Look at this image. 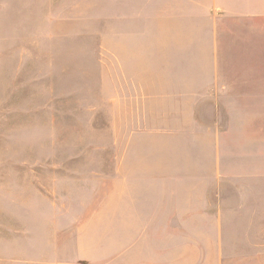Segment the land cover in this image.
Segmentation results:
<instances>
[{
  "label": "rangeland",
  "instance_id": "rangeland-1",
  "mask_svg": "<svg viewBox=\"0 0 264 264\" xmlns=\"http://www.w3.org/2000/svg\"><path fill=\"white\" fill-rule=\"evenodd\" d=\"M201 4L0 0V264H122V199L149 158L180 213L208 214L162 224L199 234L179 246L209 245L211 264L251 247L264 23Z\"/></svg>",
  "mask_w": 264,
  "mask_h": 264
},
{
  "label": "crops",
  "instance_id": "crops-1",
  "mask_svg": "<svg viewBox=\"0 0 264 264\" xmlns=\"http://www.w3.org/2000/svg\"><path fill=\"white\" fill-rule=\"evenodd\" d=\"M199 9L205 13H220L223 18L239 19L238 21L264 23V0H201ZM232 82V81H231ZM230 82L223 85L226 89ZM147 165H143L142 174H136V167L132 166L130 174V185L127 198L121 203V219L127 226H131V233L122 235L123 248L121 252L122 264H211L209 257V245L203 242L198 246L186 244L179 246L177 238L185 236L191 239L198 237L195 230H174L163 228L162 224L186 221H208L207 212L202 211L199 201L195 214L187 215L180 213L175 208V202L168 199L170 193L169 181L172 178L169 172L158 173V168L151 158ZM122 182V181H121ZM159 188L163 191L166 200L160 203ZM179 205V204H177ZM251 215L260 220L250 227L255 235L249 249L234 251L231 258L226 256L225 245L219 244L215 264H264V210H251ZM215 219H221L217 214ZM163 228V230H162ZM218 236L219 232H218ZM196 254L197 260L190 256Z\"/></svg>",
  "mask_w": 264,
  "mask_h": 264
}]
</instances>
